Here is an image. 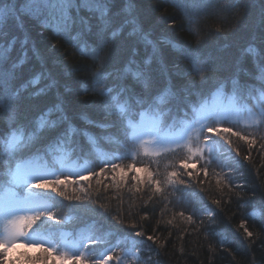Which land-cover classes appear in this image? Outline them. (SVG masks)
<instances>
[{
	"label": "trees",
	"instance_id": "obj_1",
	"mask_svg": "<svg viewBox=\"0 0 264 264\" xmlns=\"http://www.w3.org/2000/svg\"><path fill=\"white\" fill-rule=\"evenodd\" d=\"M3 2L7 3L8 0ZM12 3H16L18 8L25 4L36 7L34 0H12ZM183 3L186 7L177 8L165 0H134L138 28L148 34L150 40L159 42L164 50L161 63L167 72L160 77L161 85L170 82L183 86L187 81L195 80L192 100L199 103V77L192 73L186 76L179 74L190 67L185 53L180 49L198 48L203 56L215 62L217 71L214 75L228 78L239 73L241 84L255 82L259 87V81L255 80L259 75L255 68L256 61L246 49L249 45L255 46L258 51L264 49L262 0H183ZM80 14L86 18L92 15L87 11ZM91 23L93 34L85 32L80 40L81 45L86 43L90 48L99 44V37L95 35L98 18L93 16ZM0 27L3 25L0 24ZM5 31L9 38L16 36L28 42V63L24 69L26 77L30 78L33 72L38 74L43 71L58 83L57 88L39 99L30 91L24 93L17 102L20 118L31 119L38 108L50 104L57 94L65 101L68 113L73 117L87 114L89 118H100L93 105L98 104L102 97L91 91H81L82 85L91 89L93 74L100 67L98 61L94 62L91 56L81 54L75 44L68 42L67 37L54 34L50 27L45 26L43 16L25 13L22 27L10 22ZM72 35H76L75 30ZM168 41L178 47L173 48ZM126 43L123 38L115 43L110 40L105 43L100 55L108 72L120 67ZM53 45L56 47L53 48ZM16 47L19 48V43ZM140 50L143 53V44ZM148 50L151 51V48ZM229 93L230 87L225 89V94ZM85 101L88 103L85 104ZM244 103L251 104L252 101ZM79 123L82 125L83 121ZM168 124H171L170 119L165 126ZM7 126V116L4 115L0 117V132L6 131ZM224 126L254 136L257 142L249 145L232 137L230 146L212 145L214 154L227 166L213 163L207 177L196 172L191 178L182 176L184 184H165L163 191L155 195L143 185L140 191H136L130 179L127 184L117 183L120 173L114 174L107 169L99 177L90 176L88 181L79 184L69 182L65 191L66 196L73 197L72 200L59 197L56 193L52 194L55 199L48 200L55 205L53 211L61 223L44 225L41 232L58 242L62 235L77 239L78 244L87 242L89 237L102 241L93 252H86L88 264L99 259L98 254L108 247L115 248L113 256L122 257V262L113 260L110 264H264V147H261L264 140L260 139L264 136V122L258 121L252 127L233 123ZM93 131L97 134L100 132L98 129ZM81 143L84 145L82 151L69 153L66 148L53 146L49 155L41 153L42 160H32L33 154L28 152L16 159L35 166L46 164L54 171L65 161L75 168L73 172L86 175L87 172L82 170L98 171L105 159L124 152L122 141ZM223 143L226 145V142ZM234 149H239L238 155ZM186 151L158 156H146L141 151L135 157L136 166H147L153 172L159 170L158 178L164 179ZM114 162L123 166L134 161L125 158ZM8 163V155L0 148V185L5 187L10 183L6 175ZM203 164L200 161L197 172ZM140 174L144 175L143 172ZM128 175L130 177L131 173ZM218 179L222 181L219 184ZM81 188L85 191H81ZM76 196L81 199L76 200ZM99 205L104 207L100 208ZM181 212L184 215H180ZM208 212L213 215H207ZM117 215L125 222L124 225H116L110 219ZM189 215L192 216L191 221L187 219ZM242 220L247 222L246 226L253 232V237H247L240 227ZM132 222L137 224L135 229L126 227ZM136 231H143L145 236L134 237ZM148 235L154 236L155 241H148ZM130 243H133L134 253L123 255ZM32 254L24 250L11 253L12 257H19L17 264H42L40 260L35 261ZM28 257L33 259L29 260ZM64 264L76 262L69 259Z\"/></svg>",
	"mask_w": 264,
	"mask_h": 264
},
{
	"label": "snow or ice",
	"instance_id": "obj_2",
	"mask_svg": "<svg viewBox=\"0 0 264 264\" xmlns=\"http://www.w3.org/2000/svg\"><path fill=\"white\" fill-rule=\"evenodd\" d=\"M165 2L177 8L186 7L183 0ZM34 3V8L27 4L18 8L12 0L7 3L0 0V24L3 25L0 27V117L6 115L8 124L7 130L0 132V148L9 157L6 175L10 178L7 187L0 185V264H9L10 261L17 264L19 257H12L11 252L21 240L27 241V246L31 248L42 250V254L35 257L42 264H53L54 261L56 264H64L69 259L74 260L76 264H88L86 252H93L102 241L89 237L87 242L82 241L74 246L71 256L64 252L57 255V245L41 232L44 225L61 223L53 211L55 205L48 202L49 199H55L52 194L56 193L59 197L72 200V196H66L67 183L79 184L81 181H88L90 176L99 177L107 169L114 174L120 173L119 181H116L113 175V180L117 183L127 184L130 179L136 191H140V186L143 185L155 195L163 191L165 184H184L182 176L191 178L196 172L197 175L203 174L207 177L213 163L227 166L214 154L212 145L230 146L233 143L232 137L249 145L257 142L254 136L224 126L233 123L234 113L248 111L264 122V55H261L264 49L258 51L253 45L246 49L256 61L255 68L259 75L255 80L259 81V87L255 82L241 84L239 73L220 78L213 74L217 71L215 62L203 56L198 48L180 49L185 53L190 67L179 74L186 76L192 73L200 80V100L199 103H194L192 89L196 87L195 80H189L183 86L170 82L161 85L160 77L167 72L161 63L164 50L159 42L150 40L148 34L138 28L134 0H34ZM83 11L92 15L86 18L80 14ZM25 13L43 16L45 26L50 27L54 34L67 37L68 42L75 44L81 54L89 55L94 62L100 63V67L93 74L91 89L87 85L81 86V91H91L102 97L98 104L93 105L100 116L99 119L89 118L87 114L73 117L68 113L65 101L59 94L50 104L38 108L31 119L19 117L17 102L24 93L30 91L31 95L39 99L58 87V83L43 71L38 74L33 72L30 78L25 76L28 42L26 39L19 40L16 36L9 38L5 31L10 22L22 27ZM261 13L264 23V0ZM93 16L98 18L95 35L99 37V44L90 48L86 43L81 45L80 40L85 32L93 34ZM74 30L75 36L72 35ZM121 38L127 42L124 57L120 67L108 72L100 53L107 41L115 43ZM17 43L19 48L16 47ZM167 43L172 44L171 41ZM141 44L144 45L143 53L140 50ZM55 47L53 45V48ZM149 47L151 51L148 50ZM172 47L178 46L172 44ZM229 87V105L215 103L224 96L225 89ZM244 101L254 102L252 108L256 111L252 112V108ZM189 112L193 116L192 119L188 118ZM135 117L139 119H134ZM146 118H150L147 123ZM169 119V131L164 132L161 126ZM79 121H83V124ZM176 128H179V134L173 136L171 130ZM96 129L100 130L99 134L93 131ZM260 139L264 140V136ZM98 140L113 143L122 141L124 152L122 155L105 159L103 167L98 171L82 170L87 172L86 175L72 172L63 166L59 171H54L46 164L35 166L16 159L17 156L28 152L33 154L32 160H42L41 153L49 155L53 146L66 148L69 153L82 151L84 145L81 141L95 144ZM223 142H226V145ZM261 147H264V143ZM149 148L153 151H149ZM185 149L186 154L174 165V170L167 172L164 179L158 178L159 170L153 172L147 166H136L135 157L141 151L146 156H158L184 152ZM233 151L239 154V149ZM125 158H131L134 162L123 166L114 162ZM200 161L204 164L197 172ZM212 171L215 172V169ZM142 172L144 175L140 174ZM73 176L76 177L75 180L72 179ZM221 182L220 179L217 180L218 184ZM97 183L100 181L97 180ZM15 187L22 188L23 193L16 192ZM80 190L85 191L83 188ZM75 199L80 200L81 197L76 196ZM214 203L219 204L220 201ZM104 214H107V210ZM180 215L184 213L181 212ZM207 215L211 216L213 213L208 212ZM110 219L114 220L116 225L125 224L119 215ZM187 219L191 221L192 216L189 215ZM246 223L242 220L240 227L246 236L251 238L253 232L249 231ZM126 227L135 229L137 224L132 222ZM144 236L143 231L134 233L136 238ZM146 239L155 241L156 238L148 235ZM114 251V247L105 248L104 252L98 254L99 259L94 260L92 264H110L113 260L122 262L121 256L112 255Z\"/></svg>",
	"mask_w": 264,
	"mask_h": 264
},
{
	"label": "rangeland",
	"instance_id": "obj_3",
	"mask_svg": "<svg viewBox=\"0 0 264 264\" xmlns=\"http://www.w3.org/2000/svg\"><path fill=\"white\" fill-rule=\"evenodd\" d=\"M230 94L231 93L224 94V96L221 97V98H219V99H217L215 101V103H217L218 105L228 106L229 105L228 96ZM253 103L254 102H252L251 104H248V107L249 108H252V104ZM255 111H256V109L255 108H252V112H255ZM192 118H193V116L191 114L189 116V119H192ZM149 119L150 118H146V123L148 122ZM232 120H233V124H236L238 126L252 127V126L257 125V123L259 121V118L253 116L248 111H240V112L234 113V115L232 117ZM161 127H162V129H163L164 132H168L169 131L168 127L165 126V123ZM179 131H180L179 128H176V129H172L171 130L173 136L179 134ZM149 151H153V150L151 148H149ZM62 166L65 169H71L72 172L75 171V168L70 167V165L66 164L65 161L61 162L57 166V168H56L55 171H59ZM76 169H78V168H76ZM14 190L16 192L20 193V194L23 193V190L20 187H15ZM47 237L49 239L53 240V242L59 248V251L57 252V255H59L61 252H64V253H67L68 252L69 256H71L73 254V251H74V246L78 244L77 239L68 237L67 235H62V237L59 240V242L58 241H55L54 239H52L49 236H47ZM65 245H67L68 247H65ZM132 247H133V243H130V245L123 251V255L129 254V253L133 254L134 251L132 250L133 249ZM19 250H24V251H26L27 253H30V254L33 253L32 256H35V257L36 256H39V253L40 252L42 253V250L41 249L31 248V247L27 246V241H23V240H21V241L18 242L17 246L12 250L11 253L15 254ZM35 261H37V260H35Z\"/></svg>",
	"mask_w": 264,
	"mask_h": 264
}]
</instances>
